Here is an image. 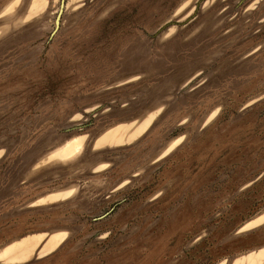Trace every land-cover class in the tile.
Masks as SVG:
<instances>
[{"label": "rangeland", "instance_id": "rangeland-1", "mask_svg": "<svg viewBox=\"0 0 264 264\" xmlns=\"http://www.w3.org/2000/svg\"><path fill=\"white\" fill-rule=\"evenodd\" d=\"M59 6L0 0V264L264 250V0Z\"/></svg>", "mask_w": 264, "mask_h": 264}, {"label": "bare ground", "instance_id": "bare-ground-1", "mask_svg": "<svg viewBox=\"0 0 264 264\" xmlns=\"http://www.w3.org/2000/svg\"><path fill=\"white\" fill-rule=\"evenodd\" d=\"M57 197H61V195H57ZM264 219V217L263 218H259V219H256L255 221H251L250 223H248V227H252V226H255V225H259L261 222H262V220ZM54 243L55 242H52V241H45L44 242V246L42 245L41 247H45V248H49V247H54L53 245H54ZM43 250V249H42ZM256 264V263H255ZM258 264V263H257Z\"/></svg>", "mask_w": 264, "mask_h": 264}, {"label": "water", "instance_id": "water-1", "mask_svg": "<svg viewBox=\"0 0 264 264\" xmlns=\"http://www.w3.org/2000/svg\"><path fill=\"white\" fill-rule=\"evenodd\" d=\"M64 6H65V0H60L59 10H58V13L56 15L55 22H54V24H55V31H57L59 29L60 19H61V15L63 13Z\"/></svg>", "mask_w": 264, "mask_h": 264}, {"label": "crops", "instance_id": "crops-1", "mask_svg": "<svg viewBox=\"0 0 264 264\" xmlns=\"http://www.w3.org/2000/svg\"><path fill=\"white\" fill-rule=\"evenodd\" d=\"M54 251H55V250H54ZM54 251H53V252H54ZM262 252H264V250H261V251L255 252V253H250V254H248V255H246V256H242V257H239V258H236V259H240L241 261L244 262V264H250V262H249V258L255 257L256 255H258V254H260V253H262ZM51 253H52V252H51ZM51 253H49V254H51ZM49 254H45V255H43V256H46V255H49ZM43 256H39V257L41 258V257H43Z\"/></svg>", "mask_w": 264, "mask_h": 264}]
</instances>
